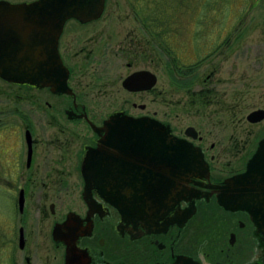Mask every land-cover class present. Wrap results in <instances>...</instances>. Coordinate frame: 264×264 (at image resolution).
Returning a JSON list of instances; mask_svg holds the SVG:
<instances>
[{"label": "flooded vegetation", "instance_id": "1", "mask_svg": "<svg viewBox=\"0 0 264 264\" xmlns=\"http://www.w3.org/2000/svg\"><path fill=\"white\" fill-rule=\"evenodd\" d=\"M130 2L133 13L127 22L129 29L114 31L119 38L117 41H111V35L106 37L110 29L91 31L88 35L92 25L101 22L105 7L99 19L65 22L57 42L59 59L68 73L64 92L0 78L23 90L14 107L13 122L18 126L8 128L9 131L0 136L10 148L0 152V171L4 173L6 186L19 187L18 213L22 215L25 209V192L24 186L19 184V172L29 173L23 185L35 180L47 187H58L59 201L68 198L72 188L75 191V196L70 195L67 202L68 210L49 220L47 228L59 259L35 264H179L185 258L193 264H264V235L249 213L228 210L219 204L224 192H232L228 180L246 172L264 136L241 168L222 174L211 168L210 161L214 158L211 156L208 161L198 145L201 138L195 130L187 128L175 133L168 124L151 115L153 87L149 85L151 76L145 74H152L149 56L152 18L148 6L136 0ZM108 22L111 21H105ZM81 61H89L94 69L93 83L87 87L82 85L85 68L80 65ZM185 65L188 64L182 67ZM136 74L139 75L135 77ZM211 77L209 75L206 80ZM92 108L97 109L96 115L90 110ZM258 111L264 112V109L251 113ZM111 117L158 121L184 144L200 148L208 165V172L203 170L188 180L180 198L155 224L124 220L100 190L86 189L82 175L84 163L89 152L99 146L104 137L102 128ZM263 120L264 117L256 124ZM121 155L125 154L119 149L114 151L115 169L129 166L130 158ZM20 197L24 201L22 211L19 210ZM48 209L55 217L56 204H50ZM25 230L24 225L18 229L19 251L26 247ZM0 243L5 252L0 264H17L14 238L5 234ZM25 262L30 264L31 260L26 258Z\"/></svg>", "mask_w": 264, "mask_h": 264}, {"label": "rangeland", "instance_id": "2", "mask_svg": "<svg viewBox=\"0 0 264 264\" xmlns=\"http://www.w3.org/2000/svg\"><path fill=\"white\" fill-rule=\"evenodd\" d=\"M140 2L148 6L152 18L149 56L156 83L151 94V115L175 133L193 128L208 161L213 156L210 164L215 172L226 174L241 168L264 136V120L257 124L246 120L252 111L264 109V0H258L252 10V0H136ZM130 3L106 0L101 22L93 24L88 35L110 29L106 37L111 35V41H117L113 32L129 29L127 22L133 13ZM80 65L85 68L82 85H92L94 69L89 61H81ZM209 75L211 79L206 80ZM21 91L19 86L0 80V136L18 126L13 116ZM90 110L97 114L96 108ZM8 147L0 139V152ZM3 174L0 171V240L5 234L14 238L17 264H27L26 258L30 264L59 259L47 228L49 220L68 210L74 188L68 198L59 201L58 187L35 180H25L27 185H23L29 173L19 172V184L25 192V209L20 215L19 187L6 186ZM52 203L56 204L55 217L48 209ZM22 225L26 228V247L19 251L18 229ZM1 254L5 255L0 243Z\"/></svg>", "mask_w": 264, "mask_h": 264}, {"label": "water", "instance_id": "3", "mask_svg": "<svg viewBox=\"0 0 264 264\" xmlns=\"http://www.w3.org/2000/svg\"><path fill=\"white\" fill-rule=\"evenodd\" d=\"M105 2L36 0L13 4L0 1V78L64 92L68 73L57 53L62 28L70 19H99ZM145 75L151 76L149 85L154 87L155 76ZM263 117V111L253 112L248 121L256 123ZM102 131L104 137L87 155L82 175L86 189L100 190L124 220L155 224L180 198L191 177L203 170L208 172L200 148L184 144L158 121L111 117ZM117 149L125 154L121 156L130 158L128 167L115 169L113 156ZM227 184L232 192H224L219 204L228 210L248 212L264 235V139L248 162L246 172L229 179ZM23 202L20 197V211ZM190 261L185 258L179 264H193Z\"/></svg>", "mask_w": 264, "mask_h": 264}, {"label": "trees", "instance_id": "4", "mask_svg": "<svg viewBox=\"0 0 264 264\" xmlns=\"http://www.w3.org/2000/svg\"><path fill=\"white\" fill-rule=\"evenodd\" d=\"M257 1H258V0H252V4H251V5H253V6L250 7L249 10H252V9L255 7ZM4 253H5V252H4ZM1 255H2V254H1ZM0 260H1V258H0Z\"/></svg>", "mask_w": 264, "mask_h": 264}]
</instances>
